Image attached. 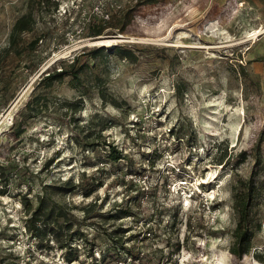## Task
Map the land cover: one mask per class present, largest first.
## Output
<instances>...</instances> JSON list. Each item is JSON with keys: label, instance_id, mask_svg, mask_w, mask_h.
Here are the masks:
<instances>
[{"label": "rangeland", "instance_id": "1", "mask_svg": "<svg viewBox=\"0 0 264 264\" xmlns=\"http://www.w3.org/2000/svg\"><path fill=\"white\" fill-rule=\"evenodd\" d=\"M34 1L0 0V47L32 8L25 38L47 32L0 82V261L131 264L105 258L125 240L135 264H264V0ZM119 10L124 33L92 34ZM76 54L80 83L40 82ZM239 178L260 187L242 257Z\"/></svg>", "mask_w": 264, "mask_h": 264}, {"label": "trees", "instance_id": "2", "mask_svg": "<svg viewBox=\"0 0 264 264\" xmlns=\"http://www.w3.org/2000/svg\"><path fill=\"white\" fill-rule=\"evenodd\" d=\"M46 0H37V2H33L34 7H41L43 2ZM149 1V0H148ZM128 10V9H127ZM119 10L116 12H108L107 17L100 20L98 23H94L92 34L98 35L101 34L106 28L112 27L113 29H118L119 32L124 33L127 29V25L130 23L132 16L128 11ZM133 11V10H132ZM133 14V12H132ZM36 23V16L34 9H30L22 14H20L8 35L7 43L0 47V82L5 77L4 66L7 63V59L10 54H14L20 57L29 56L33 53H36L37 49L40 46V43L44 40L45 35L39 34L35 35L31 40H27L25 38V33L30 32L34 29ZM116 33V32H110ZM116 53L130 57L134 55L132 49L127 48L124 44L115 45ZM105 47L100 46L95 48V52L99 53L104 51ZM67 59H63L58 64L61 66H55L53 69L45 71L46 73L42 74L41 81H45L47 85L53 84V82L57 79H63L66 75L71 74L72 78L78 83L81 82V74L80 72L84 68V66H76L79 61V54L74 55L70 62L65 64ZM31 68L37 67V62L32 60ZM63 64V65H62ZM72 138V137H71ZM111 145V142H108ZM115 153H110L114 159H119L124 157L122 152L116 149L115 145L112 147ZM82 178L94 179L93 174L86 176V171L82 172ZM80 180L78 179L77 184H73L68 190L72 191L76 186L79 185ZM234 188V208L238 213V221L235 229L233 230V244L231 247V252L234 253L238 257H242L243 254L248 253L251 250L252 246V238L256 233V230L261 228V224L255 216V211L253 208L257 203V199L260 193V187L258 183L251 178L250 180H243L241 178L237 179L236 184L233 186ZM144 192V191H143ZM129 207V206H128ZM154 224H149L148 228H146L144 232V236L140 239L143 241L144 237H146V233L153 231ZM148 231V232H147ZM142 232L139 230L138 233L134 234V237L137 238L138 235ZM115 246V245H114ZM179 247V246H178ZM141 245L140 244H125V240H121L119 245L116 248L115 252H111L108 250L105 253V258H109V261H127L128 258H131V264H135V260L140 257ZM128 254V256H127ZM71 259V258H69ZM0 264H16L13 261H7Z\"/></svg>", "mask_w": 264, "mask_h": 264}]
</instances>
